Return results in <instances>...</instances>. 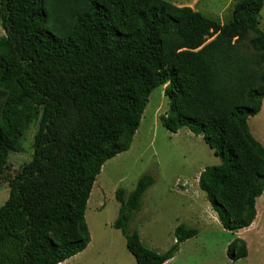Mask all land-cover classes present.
<instances>
[{
  "label": "trees",
  "instance_id": "trees-1",
  "mask_svg": "<svg viewBox=\"0 0 264 264\" xmlns=\"http://www.w3.org/2000/svg\"><path fill=\"white\" fill-rule=\"evenodd\" d=\"M264 0H240L227 24L165 0H0V177L38 123L34 157L0 208V264H64L89 247L97 178L128 152L152 93L165 88L162 125L187 128L221 164L199 186L224 230L249 229L264 195V147L249 119L264 105ZM156 180L116 194L120 230L137 264H166L198 230L180 225L165 254L129 230ZM228 256L248 257L235 239Z\"/></svg>",
  "mask_w": 264,
  "mask_h": 264
},
{
  "label": "rangeland",
  "instance_id": "rangeland-1",
  "mask_svg": "<svg viewBox=\"0 0 264 264\" xmlns=\"http://www.w3.org/2000/svg\"><path fill=\"white\" fill-rule=\"evenodd\" d=\"M165 1L177 7H190L227 24L240 0ZM260 28L264 32V8ZM5 36L0 21V39ZM165 88L152 93L131 149L107 162L97 178L86 213L93 250L73 258L71 264H131V260L137 264L122 232L114 227L121 208L116 194L122 189L129 196L145 175L153 176L156 182L145 194L141 210L134 214L129 225L131 232H138L142 244L158 254H165L175 245V232L180 225L198 230V236L183 243L167 264H264V195L257 203L255 228L240 231L242 237L224 230L199 186L201 173L208 167L219 166L221 161L203 138L196 137L189 129L173 134L164 128L161 120L170 109ZM38 128V123L32 124L24 137V152L11 154L8 159L0 177V208L9 199V182L34 157ZM249 128L264 147V105L259 115L249 119ZM237 238L247 243L248 257L233 261L228 249ZM93 252L96 256L91 261Z\"/></svg>",
  "mask_w": 264,
  "mask_h": 264
},
{
  "label": "crops",
  "instance_id": "crops-1",
  "mask_svg": "<svg viewBox=\"0 0 264 264\" xmlns=\"http://www.w3.org/2000/svg\"><path fill=\"white\" fill-rule=\"evenodd\" d=\"M262 111H263V109H262ZM257 222H258V217H257L255 223H254V224H253L248 230H252L253 228H255V227L257 226ZM243 231H244V230H243ZM235 234H236L237 237H242V234H243V233H239V232H238V233H235ZM91 250H93V240L91 241V243H90L89 247L87 248V250L84 251L83 253H84V254L91 253ZM179 251H180V250H179ZM94 252H95V251H94ZM94 252L90 255V257H92V258L90 259L91 261H92V259L96 256V255H95L96 253H94ZM83 253H81V254H83ZM81 254H80V255H81ZM78 256H79V255H78ZM76 257H77V256H76ZM74 258H75V257H74ZM174 258H175V257H174ZM174 258H173V259H174ZM173 259H172V260H173ZM72 260H73V258L70 259V260H68V261L65 262L64 264H71ZM129 260H131V259H129ZM172 260H170V261H172ZM170 261H169V262H170ZM130 262H131V264H134L132 260H131ZM135 262H136V261H135ZM169 262H168V263H169ZM166 264H167V263H166Z\"/></svg>",
  "mask_w": 264,
  "mask_h": 264
}]
</instances>
